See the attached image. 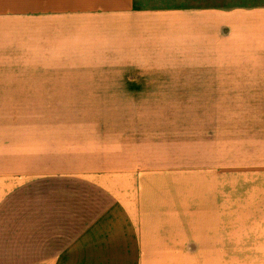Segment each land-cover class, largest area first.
Returning a JSON list of instances; mask_svg holds the SVG:
<instances>
[{
  "label": "crops",
  "instance_id": "0c3cea01",
  "mask_svg": "<svg viewBox=\"0 0 264 264\" xmlns=\"http://www.w3.org/2000/svg\"><path fill=\"white\" fill-rule=\"evenodd\" d=\"M135 1L0 0V264H264V4ZM157 99L199 102L196 158L157 112H61Z\"/></svg>",
  "mask_w": 264,
  "mask_h": 264
},
{
  "label": "rangeland",
  "instance_id": "374dc122",
  "mask_svg": "<svg viewBox=\"0 0 264 264\" xmlns=\"http://www.w3.org/2000/svg\"><path fill=\"white\" fill-rule=\"evenodd\" d=\"M136 5L142 8H180L199 5L216 4L222 7L252 6L264 4V0H136ZM182 79V78H162ZM177 96V95H173ZM61 112H157L160 119L171 127L175 141L189 140L191 159L196 158V125L199 102L183 99L157 100H63ZM185 112H189V129L185 126ZM182 114L184 118L182 121ZM188 134V135H186ZM193 168V167H192ZM191 168V169H192Z\"/></svg>",
  "mask_w": 264,
  "mask_h": 264
}]
</instances>
